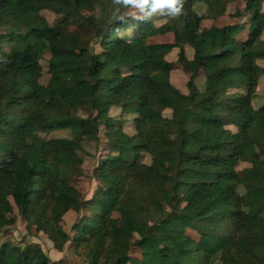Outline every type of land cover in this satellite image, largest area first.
I'll use <instances>...</instances> for the list:
<instances>
[{
	"label": "trees",
	"instance_id": "1",
	"mask_svg": "<svg viewBox=\"0 0 264 264\" xmlns=\"http://www.w3.org/2000/svg\"><path fill=\"white\" fill-rule=\"evenodd\" d=\"M238 1L180 0L158 25L120 0H0V18L55 17L0 33V235L19 218L27 236L85 264H264V161L253 152L264 159V102L253 106L264 0H244L235 23L201 25ZM53 131L68 136L39 138ZM92 144L105 154L86 198L70 178ZM49 263L62 264L0 242V264Z\"/></svg>",
	"mask_w": 264,
	"mask_h": 264
},
{
	"label": "rangeland",
	"instance_id": "2",
	"mask_svg": "<svg viewBox=\"0 0 264 264\" xmlns=\"http://www.w3.org/2000/svg\"><path fill=\"white\" fill-rule=\"evenodd\" d=\"M244 6V0H239L236 6L229 5L225 15L218 17L213 20H205L202 22L203 27L210 26H224L228 24H232L238 21L237 18H234L232 14L235 10H241ZM166 10H159L151 16L159 18L156 24L162 23L164 20L162 19ZM262 12H264V3L262 4ZM129 16H141L142 12H140L137 8H132L128 11ZM54 15L51 13L43 12L39 15H28L22 21H16L8 18H0V33H11L17 32L22 29V26L27 25L28 27H36L40 28L46 25L47 23L51 24L54 21ZM250 24V23H249ZM262 27L264 29V17L261 20ZM128 31V30H127ZM130 32V31H128ZM82 34H85L82 32ZM262 40H264V32L262 34ZM165 40L169 39V36L164 37ZM159 38L156 37L153 41H158ZM39 51L42 58L47 59L49 57V51L44 42H39ZM177 49H173L167 56L166 59L170 62H175L177 59ZM260 65H264V62H260ZM14 65V61L8 60L7 67H12ZM49 80V76L44 74L41 78L40 82L42 84H46ZM186 77L181 70L177 69L171 73V82L178 87L179 89H183L184 81ZM204 80L203 73L200 72L198 74V78L196 82L201 84ZM257 93L259 98L253 101V106L257 108L261 104H263L264 99V75L259 79L257 86ZM119 132L122 135H130L132 133L130 128V120L125 124L123 129H120ZM68 136L67 131H53L50 133L39 134V138L49 139V138H64ZM254 157L264 161L261 155L258 153L256 148H253ZM90 155L85 158L84 162V170L83 175H72L70 178V184L73 185L83 196L86 198L91 197L96 188L99 185L97 176H96V166L99 165L101 161V157L105 154L104 148L95 149V146L92 144L91 149L89 151ZM242 165L239 167V169ZM77 213L70 212L63 219V227L68 229L71 224L74 222L77 217ZM187 235L191 236L194 239H197L198 235L194 231H187ZM0 242H10V243H18V242H27L37 245L47 256L49 261H59L62 264H85L84 261L79 258L72 249H65L62 252H57L53 249L52 244L43 236L39 235L37 237H29L26 235L25 228L23 223L17 218L15 225H13L8 231L7 234L0 235ZM131 254L135 259H139L140 255L136 249H132ZM50 264V263H49Z\"/></svg>",
	"mask_w": 264,
	"mask_h": 264
},
{
	"label": "clouds",
	"instance_id": "3",
	"mask_svg": "<svg viewBox=\"0 0 264 264\" xmlns=\"http://www.w3.org/2000/svg\"><path fill=\"white\" fill-rule=\"evenodd\" d=\"M125 5L137 8L144 15H151L159 10L167 9L168 14L177 15L181 12L180 0H120Z\"/></svg>",
	"mask_w": 264,
	"mask_h": 264
}]
</instances>
